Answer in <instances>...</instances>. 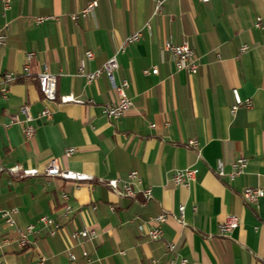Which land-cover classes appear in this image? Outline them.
Listing matches in <instances>:
<instances>
[{
    "label": "crops",
    "instance_id": "crops-1",
    "mask_svg": "<svg viewBox=\"0 0 264 264\" xmlns=\"http://www.w3.org/2000/svg\"><path fill=\"white\" fill-rule=\"evenodd\" d=\"M90 1L11 0L4 10L0 0V31L7 35L0 46V86L5 72L18 75L6 98L0 94V163L40 172L19 180L0 174V210L17 209L18 228L34 224L27 247H0V263L36 264L42 255L46 264H176L181 258L187 264H264V0H163L154 15L158 0H95L86 17H69ZM37 16L52 18L35 24ZM138 30L140 38L116 53ZM167 41L190 44L195 74L176 70L168 53L161 54ZM243 44L248 50L240 52ZM31 51L29 73L23 74ZM115 53L113 82L101 75L87 83L78 75V68L94 71ZM43 67L57 76L58 97L82 101L48 104L49 120L39 116L47 104L36 81ZM152 67L158 74H143ZM123 80L132 107L113 120L103 108L117 102L113 86ZM235 92L251 106L243 103L232 112ZM24 104L33 118L30 138L22 124L6 126L13 115L23 119ZM189 140L197 142L198 151ZM67 148H74L70 156L64 155ZM238 157L247 159L242 174L232 180L216 174L217 162L227 174ZM52 158L60 168L92 179L76 186L43 175ZM184 168L196 169L187 186L173 180ZM132 170L140 178L131 185L134 198L98 181L124 180ZM246 187L260 188L263 195L248 203L241 194ZM145 188L152 195L147 201ZM62 191L72 207L66 216ZM162 212L167 215L162 236L150 240L153 218ZM41 216L61 222V230L49 236L37 223ZM228 216H236L239 224L220 235L218 227ZM83 228L93 229L96 237L70 238L72 230ZM3 236L15 239L17 233L0 218Z\"/></svg>",
    "mask_w": 264,
    "mask_h": 264
},
{
    "label": "built area",
    "instance_id": "built-area-1",
    "mask_svg": "<svg viewBox=\"0 0 264 264\" xmlns=\"http://www.w3.org/2000/svg\"><path fill=\"white\" fill-rule=\"evenodd\" d=\"M199 2H209L210 0H198ZM11 0H1L3 9L6 10L10 6ZM96 6V1L92 0L88 2L81 10L77 13H71L69 14V17L72 20H76L79 17H86L88 13L93 10V8ZM163 7V0L156 1L152 15L159 13L162 10ZM50 16H37L33 18V22L35 24H40L44 22L45 20L51 19ZM261 19L257 18L254 25L255 27L260 26ZM146 29H149V24L146 23L145 25ZM141 36V31L138 30L136 32H133L126 36L122 42V44L118 47L116 50V53L121 52L124 50V48L132 43L137 41ZM7 41V35L0 31V46H3L6 44ZM240 52H245L248 50V46L246 44H243L239 48ZM116 53L113 54L102 66L95 69L94 71H85L83 67L78 68V75L82 76L87 83H91L97 78H99L101 75H105L111 82H113V74L118 68V63L116 59ZM170 56L171 61L175 67L176 70H182L187 72L188 74H195L197 71L198 64L196 62V56L194 54V51L189 43L183 42L180 44H175L171 41H167L164 43L163 48L161 49V54H167ZM34 53L28 52L26 53V64L23 66L22 73L28 74L29 73V61L33 57ZM85 56L87 59H91L93 57V54L91 51H86ZM158 74V68L152 67L151 69H145L143 70V74ZM18 79V75L13 72H5L2 75V82L0 86V94L3 98H6L8 93V86L16 81ZM36 81L39 88V91L41 93V96L43 100L47 103L39 112V116L45 118L46 120L51 119L52 117V109L48 104H54L56 102L59 103H67V102H75V103H82L81 100L74 98L72 95H60L57 96L56 92V83H57V76L50 73L46 67H43L42 70L36 75ZM127 82L125 80L121 81L119 84H115L113 86L114 91L117 94L118 100L114 104H108L103 108L104 114L113 120L119 119L127 110H129L132 107V101L131 99L126 95V88H127ZM245 104L247 107L251 106V102L247 100L246 102H243L240 100V98L237 96L235 92V104L232 106L231 110L232 112L235 111V109L240 104ZM20 113L23 116V119H19L18 116L13 115L10 117V122L6 124V126H9L13 123H19L22 124V132L26 138H30L34 133V128L31 125L32 116L29 112V108L27 105H22L20 107ZM188 146L192 147L193 149L198 151L197 142L195 140H189L187 142ZM74 152V148H67L64 151L65 156H70ZM247 159L243 157L236 158L231 163V170L227 174L223 170V164L219 161L217 162L215 172L219 177L227 176L229 180L234 179L236 176L242 174L244 172V168L246 167ZM7 174L10 176L11 180H19L26 177H32L37 176L40 174V172L36 168H24L18 164L5 167L0 163V174ZM42 174L47 177H53V178H60L63 180L72 181L76 184V186L79 185V182L81 181H88L92 179V176L85 174L83 172H77L72 171L68 169H62L57 163V160L55 158L50 159L46 166L44 167ZM196 175V169L194 168H184V169H178L174 172L173 180L176 184H180L183 186H187L190 181L194 179ZM99 182L106 185L110 190L117 193L118 195L134 198L135 192L133 191L131 185L136 182H140V178L138 176L137 171L132 170L127 174L126 179L120 180L118 178H111L107 180L99 179ZM11 181H9L10 183ZM142 196L145 201L152 198L151 190L150 188H145L141 190ZM243 199L248 202H256L262 195L263 191L260 188H251L246 187L241 192ZM60 198L62 200V209H63V216H66L68 213L72 211V207L68 202L69 196L67 192L62 191L60 192ZM95 208V207H93ZM180 213L183 212V206L179 208ZM16 215H17V209H1L0 210V218L4 222V224L8 227L15 228L17 237L15 239H11L7 236H3L0 239V247L2 246H8L12 243H16L19 247H27L30 243L29 241V235L34 230V224H29L25 226L24 228H18L16 224ZM167 215L162 212L157 214L153 218V225L148 231L147 235L150 240L156 241L159 240L162 236V224L166 221ZM37 223L42 225L43 227L47 228V234L49 236H54L58 231L61 230L62 224L61 222L57 221L55 218H51L49 216H41L38 218ZM239 224V220L236 216H228L224 223H222L219 227V234L225 235L228 232H230L232 229L236 228ZM96 237V233L93 229L90 228H83V229H75L72 230L70 233V238L73 240L82 242L86 240H93ZM168 250L173 251L174 245L168 244ZM82 258L90 263L91 259L89 258V255L87 251L83 250L81 252ZM68 258L70 261H74L76 259L75 255L73 253H68ZM1 264V263H0ZM36 264H46V258L42 255H40L37 260ZM147 264H158L156 260H151ZM176 264H187V260L185 258H181Z\"/></svg>",
    "mask_w": 264,
    "mask_h": 264
}]
</instances>
